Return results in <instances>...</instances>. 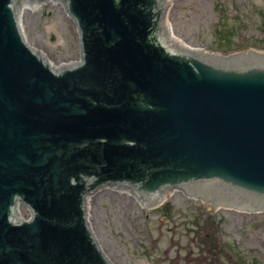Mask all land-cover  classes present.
Wrapping results in <instances>:
<instances>
[{
  "label": "water",
  "instance_id": "water-1",
  "mask_svg": "<svg viewBox=\"0 0 264 264\" xmlns=\"http://www.w3.org/2000/svg\"><path fill=\"white\" fill-rule=\"evenodd\" d=\"M22 1L0 0V264H115L87 218L99 185L264 205V54L180 46L166 0H67L83 60L64 69L24 41Z\"/></svg>",
  "mask_w": 264,
  "mask_h": 264
},
{
  "label": "rangeland",
  "instance_id": "rangeland-1",
  "mask_svg": "<svg viewBox=\"0 0 264 264\" xmlns=\"http://www.w3.org/2000/svg\"><path fill=\"white\" fill-rule=\"evenodd\" d=\"M21 10L27 44L52 65L79 57L75 24L59 3ZM164 20L192 48L264 51V0H167ZM168 195L152 208L111 187L89 197V221L115 264H264V212L212 210L182 187Z\"/></svg>",
  "mask_w": 264,
  "mask_h": 264
},
{
  "label": "bare ground",
  "instance_id": "bare-ground-1",
  "mask_svg": "<svg viewBox=\"0 0 264 264\" xmlns=\"http://www.w3.org/2000/svg\"><path fill=\"white\" fill-rule=\"evenodd\" d=\"M167 1V0H166ZM54 3H59V5H61L63 7V10L65 11V13L67 14V16L73 21L74 24L77 23L76 19L74 18V16L71 14V12L69 11V8L67 7V5H64V3H67V0H55L53 1ZM44 3V2H38V0H23L22 1V7L21 9L23 8H28V9H33V10H36L40 7V5ZM21 13H22V10H21ZM21 13H20V19H19V28L23 34V26H22V22H21ZM76 27V26H75ZM165 27L167 29V32L169 34V37L171 40H179L175 35L174 33L171 31L168 23H165ZM77 30V29H76ZM77 35H78V48H79V57L75 60H83V57H82V48H81V34H80V31H76ZM24 35V34H23ZM180 46H184V47H190L188 46L187 44H185L183 41H180ZM200 49V48H198ZM48 63H50L48 61ZM51 64V63H50ZM58 67H61V68H64V69H67L66 68V65H65V62H62L60 63L59 65H56ZM103 188H105L106 186H102ZM169 191H170V187H168ZM127 191V190H126ZM132 197H134V199L140 203L141 205H143L144 207H147V208H152V207H157L159 206L161 203H163L166 198L169 197V193H162V196H161V199H160V202H153V203H146L136 192H133V191H127ZM196 196V194H195ZM199 196L201 197L202 200H204L208 205L209 202H208V199L206 196L204 195H200ZM219 205L221 208H225L223 207L222 205H228V206H232L234 209L236 210H240V211H247V212H253V211H257L259 209H254V205H249V204H237V203H226V202H216V205ZM257 207V206H256ZM262 208H264V206H260ZM87 218L89 220V213H88V207H87Z\"/></svg>",
  "mask_w": 264,
  "mask_h": 264
}]
</instances>
